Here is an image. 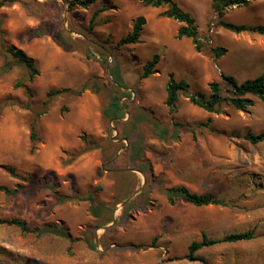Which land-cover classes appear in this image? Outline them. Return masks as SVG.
<instances>
[{"label":"rangeland","instance_id":"1","mask_svg":"<svg viewBox=\"0 0 264 264\" xmlns=\"http://www.w3.org/2000/svg\"><path fill=\"white\" fill-rule=\"evenodd\" d=\"M6 1L0 9V69L5 62L12 69L0 75V104H6L0 186L44 187L14 198L0 192V220L19 218L30 228L64 225L83 241L73 244L70 255L65 238L23 235L0 225V264H264V142L245 139L249 132H264V101L256 99L246 111L224 104L219 113H208L181 93L175 112L166 105L170 73L186 80L191 93L206 95L211 83L225 84L224 75L242 83L264 74V36L220 26L212 0H176L197 18L201 53L191 39H178L180 23L161 17L167 8L140 0H92L88 7L71 6L74 0ZM140 16L147 20L140 43L120 46ZM223 19L263 26L264 0L230 9ZM38 30L43 35L33 37ZM2 44L36 61L39 74L32 82ZM216 47L226 50L220 58ZM155 55L160 62L143 79ZM119 76L125 89L114 82ZM20 82L31 96L15 89ZM62 89L70 91L50 98L47 113L37 119L40 140L33 144L31 122L48 93ZM114 97L124 106L123 127L104 115ZM84 138L98 148L73 159L88 147ZM178 186L230 205L172 206L164 191ZM89 197L107 206L110 224L95 229ZM249 230L255 239L189 254L203 234L221 238ZM93 232L96 250L86 241Z\"/></svg>","mask_w":264,"mask_h":264},{"label":"trees","instance_id":"2","mask_svg":"<svg viewBox=\"0 0 264 264\" xmlns=\"http://www.w3.org/2000/svg\"><path fill=\"white\" fill-rule=\"evenodd\" d=\"M146 6H150L153 8H167L160 15L161 17L172 19L181 24L178 30L177 37L178 39H191L193 46L196 52L201 53L203 49V42L200 37V30L197 18L188 10H185L176 0H140ZM253 0H212V7L215 13H217L218 18L220 19L219 25L224 27L226 30L234 33V34H242L245 32H254L264 36V25L258 27H252L248 25H240L230 21L224 20V16L226 13L233 8H241L243 6H247ZM7 3L6 0L0 1V9L5 6ZM92 3V0H74L71 3V6L79 5L81 7H88ZM97 17V14L93 16V19ZM147 20L145 17L140 16L133 22L132 31L123 38L119 45H135L140 43L141 35L146 26ZM0 35L2 37V32L0 30ZM43 35L42 31H35L32 33L33 37H37ZM1 49L5 55L8 57H12L20 64L24 65L27 69V78L28 82H32L39 74L36 61L30 57L24 50L18 49L14 46L6 47L4 44L1 45ZM217 58L222 57L226 50L224 48L216 47L213 49ZM160 56L155 55L145 66L144 72L142 75L143 79H147L152 75L160 62ZM12 69V64L10 62H5L3 67L0 69V75L2 72H6ZM119 79H114L115 84L120 89H125V85L123 83V79L119 76ZM223 79L225 84H221L219 82H213L210 84V93L208 95L202 92L191 93L189 91L190 85L186 80L177 81L175 79V75L173 73L169 74V80L167 84V99L166 105L171 112H175L177 109V105L180 99V94L184 93L190 98V102L207 111L208 113H219L222 105L228 104L239 111H246L249 108H252L256 104V99L264 101V74L258 76L254 79H248L242 83L237 81L231 75H224ZM24 88L26 92L31 96L32 92L30 88L25 85L24 82L17 83L15 85V89ZM68 89L62 90H51L46 100L44 102L42 109L38 111L35 115V118L31 122V142L36 144L39 142V134L37 130V119L42 115L46 114L49 109V100L50 98L61 95L69 92ZM125 97V96H124ZM121 98L114 97L112 102L105 110V117L114 118L115 123L118 126L123 127L124 124L119 122L122 118H124V106L120 104ZM5 103L0 104V116L5 107ZM28 109H32L31 104L26 106ZM159 132L163 130L160 129L159 126L156 127ZM176 134L180 129L179 124H175ZM161 134V133H160ZM160 138H165L164 135H160ZM124 139H127L131 142V137L129 135H125ZM245 139L250 141L252 144H258L264 142V132L259 134H253L251 132L245 135ZM84 141L88 145L87 148L83 150L82 153H79L74 156L73 159L79 157L83 153H87L91 150L97 149L98 145L84 138ZM10 173L14 176L17 174L14 170L10 169ZM142 171L146 173V176L149 178V175L146 169L142 168ZM53 190L54 188L50 185ZM47 186V187H48ZM41 187H44L40 184H29L28 186H18L15 189H10L5 186H0V192L5 193L9 197H17L21 194L30 195L35 191H38ZM101 189V188H99ZM165 197L168 203L172 206L177 205L179 202H184L191 204L195 207H209V206H229L230 203L222 200L218 197H215L210 194H198L190 191L187 187L178 186L171 189H167L164 191ZM54 196L57 197L58 194L55 192ZM62 201H66V198H61ZM91 202L90 212L95 220V229L98 230L102 227L107 226L113 220L111 218H106L105 213L108 211L107 206L104 204H99L93 197H89L88 199ZM0 225L16 227L21 230L23 235H35L38 237L53 235L61 238H65L70 242V247L68 248V252L72 255V246L76 242L83 241V238H74L69 230L64 226L58 225H44L41 227L30 228L26 222L22 221L19 218H5L0 220ZM95 233L93 232L92 240H86L88 246L91 250H96V245L94 243ZM256 238V234L253 230L241 232V233H232L226 234L221 238H211L206 234H203L202 239L200 241H195L191 243L188 247V251L191 257H194L195 254L207 247H212L215 245H220L224 243H239L243 241H250Z\"/></svg>","mask_w":264,"mask_h":264}]
</instances>
